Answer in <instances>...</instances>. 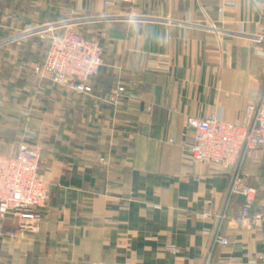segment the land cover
<instances>
[{"label":"crops","instance_id":"crops-1","mask_svg":"<svg viewBox=\"0 0 264 264\" xmlns=\"http://www.w3.org/2000/svg\"><path fill=\"white\" fill-rule=\"evenodd\" d=\"M74 15L104 24L105 64L85 93L35 72L50 34L27 32ZM118 84L138 99L110 103ZM263 92L264 0H0V154L37 148L51 187L36 231L12 237L0 219V264H264V222L227 219L228 243L212 245L230 171L193 160L186 124L214 113L246 125ZM244 168L264 202V155Z\"/></svg>","mask_w":264,"mask_h":264},{"label":"built area","instance_id":"built-area-1","mask_svg":"<svg viewBox=\"0 0 264 264\" xmlns=\"http://www.w3.org/2000/svg\"><path fill=\"white\" fill-rule=\"evenodd\" d=\"M136 0H109L112 5L134 3ZM45 37L50 34L51 45L43 64L35 67V72L42 78L54 83L70 86L79 93L87 91L91 77L97 75L104 66V47L99 39L88 38L73 30L65 21L48 23L27 30ZM16 36L11 37L14 41ZM148 66L166 69L155 59L148 61ZM137 100L134 93L118 84L112 89L107 100L114 105H121L123 100ZM148 111L152 107H146ZM245 113L249 117L246 125L228 122L217 114L203 118L188 117L186 124L194 133L191 155L197 163H213L230 171V185L227 204L219 215V225L213 233L212 245H226L228 239L221 234L225 220L241 227L252 228L264 222V202L256 201L257 188L251 183L250 175L245 170L248 158H260L264 155V92L248 104ZM101 162L107 164L106 158ZM40 153L27 142L18 145L16 154H0V219L11 218L15 229L12 237L34 232L43 209L50 197V184L39 173ZM242 196L244 203L235 216L228 214V202L234 196ZM204 216H210L206 213ZM91 264H117L96 261Z\"/></svg>","mask_w":264,"mask_h":264},{"label":"rangeland","instance_id":"rangeland-1","mask_svg":"<svg viewBox=\"0 0 264 264\" xmlns=\"http://www.w3.org/2000/svg\"><path fill=\"white\" fill-rule=\"evenodd\" d=\"M74 16H79V17H74L71 19H65L62 21H65L66 23L70 24L71 28L73 30L83 34L84 36H86L88 38H96V39H99L100 42H102L101 41L102 40V34H101L100 30L102 29V26L104 24H102L100 22L88 21L85 19L86 18L85 16H81V15H74ZM74 21H75V23H72ZM76 21H79V22H76ZM88 35H90V36H88Z\"/></svg>","mask_w":264,"mask_h":264},{"label":"clouds","instance_id":"clouds-1","mask_svg":"<svg viewBox=\"0 0 264 264\" xmlns=\"http://www.w3.org/2000/svg\"><path fill=\"white\" fill-rule=\"evenodd\" d=\"M126 24L132 25L136 31H139V25L142 21L134 14H130L125 20Z\"/></svg>","mask_w":264,"mask_h":264},{"label":"water","instance_id":"water-1","mask_svg":"<svg viewBox=\"0 0 264 264\" xmlns=\"http://www.w3.org/2000/svg\"><path fill=\"white\" fill-rule=\"evenodd\" d=\"M76 22H79V21H76ZM72 23H75V21H74V22H72Z\"/></svg>","mask_w":264,"mask_h":264}]
</instances>
